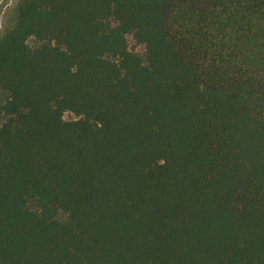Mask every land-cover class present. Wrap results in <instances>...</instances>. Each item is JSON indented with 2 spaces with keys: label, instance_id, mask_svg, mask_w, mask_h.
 <instances>
[{
  "label": "trees",
  "instance_id": "obj_1",
  "mask_svg": "<svg viewBox=\"0 0 264 264\" xmlns=\"http://www.w3.org/2000/svg\"><path fill=\"white\" fill-rule=\"evenodd\" d=\"M0 264H264V0H18Z\"/></svg>",
  "mask_w": 264,
  "mask_h": 264
},
{
  "label": "rangeland",
  "instance_id": "obj_2",
  "mask_svg": "<svg viewBox=\"0 0 264 264\" xmlns=\"http://www.w3.org/2000/svg\"><path fill=\"white\" fill-rule=\"evenodd\" d=\"M18 0H0V34L4 32L7 27H12L15 23V12ZM66 116L72 117L71 113Z\"/></svg>",
  "mask_w": 264,
  "mask_h": 264
}]
</instances>
